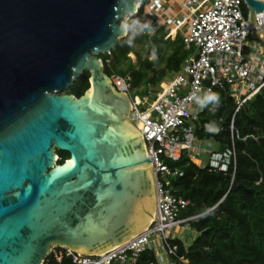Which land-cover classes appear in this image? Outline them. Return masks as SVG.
<instances>
[{
	"label": "water",
	"instance_id": "95a60500",
	"mask_svg": "<svg viewBox=\"0 0 264 264\" xmlns=\"http://www.w3.org/2000/svg\"><path fill=\"white\" fill-rule=\"evenodd\" d=\"M138 1L0 0V264L101 255L156 221L144 135L100 57ZM245 1L253 25L264 0ZM86 70L89 89L67 93Z\"/></svg>",
	"mask_w": 264,
	"mask_h": 264
},
{
	"label": "built area",
	"instance_id": "2783aa9c",
	"mask_svg": "<svg viewBox=\"0 0 264 264\" xmlns=\"http://www.w3.org/2000/svg\"><path fill=\"white\" fill-rule=\"evenodd\" d=\"M142 3L136 2L135 10L122 19L126 30L121 37L154 34L167 26V37L180 33L187 47L193 45L197 52L170 80L160 83V90L151 87L143 97L130 96V76H110L114 88L130 97V117L145 138L153 168L156 221L101 255L85 254L91 256L87 257L68 246L54 245L43 264H190L179 254L171 228H184L200 215L181 216L189 202L173 194L170 183L182 173L167 161L179 160L184 152L196 159L199 138L195 120L200 112L215 110L219 102L204 103V94H214L219 88L232 95L236 113L264 87V11L256 13V23L251 25L245 0H146L144 12L139 13ZM143 104H148L146 109L141 108ZM202 128L211 133L219 130L209 122ZM236 157L233 141L222 151L211 149L201 166L226 172L236 165ZM145 252L152 253L154 259H141Z\"/></svg>",
	"mask_w": 264,
	"mask_h": 264
},
{
	"label": "trees",
	"instance_id": "16d2710c",
	"mask_svg": "<svg viewBox=\"0 0 264 264\" xmlns=\"http://www.w3.org/2000/svg\"><path fill=\"white\" fill-rule=\"evenodd\" d=\"M145 2L139 13L144 12ZM168 32L163 26L150 37L137 34L132 39H117L115 48L100 56L103 71L159 87L181 70L189 51L182 35L167 37ZM89 78V71H84L66 92L80 97L90 87ZM214 94L219 102L215 110L199 113L196 133L199 139L213 138L219 151L234 141L236 165L226 172L209 170L201 166V159H192L187 152L177 161H167L182 173L170 183L172 193L189 202L181 216L200 215L189 222L196 232L193 241L177 238L175 242L179 254L190 264H264V87L236 113L232 95L219 88ZM204 122L218 126V133L205 131ZM57 154L59 163L70 157L66 151L57 150ZM141 259L153 260L154 256L145 252Z\"/></svg>",
	"mask_w": 264,
	"mask_h": 264
},
{
	"label": "rangeland",
	"instance_id": "374dc122",
	"mask_svg": "<svg viewBox=\"0 0 264 264\" xmlns=\"http://www.w3.org/2000/svg\"><path fill=\"white\" fill-rule=\"evenodd\" d=\"M170 1H174V0H170ZM141 34H144L145 36H149V37L152 36L151 34H147V33H141ZM178 34H180V33H178ZM185 45H186V43H185ZM186 47H187V45H186ZM188 50H189L188 51V56L185 59L184 63L186 62V60L189 58V56L191 54L192 55L194 54L195 56H197V52H196L195 46L191 45L188 48ZM130 55H131V57L133 59H135L134 53L131 52ZM152 57H153V55L151 56V58ZM172 76L173 75H169L167 77V79L170 80L172 78ZM132 83L133 84H132V87L130 89V96L131 97H134L135 95H138L140 97L146 96L148 94V89L151 88V87H154V86L148 87V85L142 80L137 83L136 79H134L132 81ZM157 89L160 90L161 87L160 88L157 87ZM206 96H207L206 94H204L202 96V101L203 102H204ZM211 102L212 101H207V102H204V103L211 104ZM147 106H148V104H143L141 106V108L142 109H146ZM155 116H157V113H155ZM134 123L136 124L137 121H134ZM196 144L199 146V152L197 153V155L195 153L194 157L201 159L202 163L205 162V160L207 159V156H208L207 155V151L208 150H210V149H218L219 148L218 144L215 142V140L213 138L198 139ZM171 231H172V233H173V235L175 237L185 241L186 243H191L193 241L195 235H196L195 230H193L192 228H189V225H185L184 228H182V227H173V228H171Z\"/></svg>",
	"mask_w": 264,
	"mask_h": 264
},
{
	"label": "clouds",
	"instance_id": "9594fccd",
	"mask_svg": "<svg viewBox=\"0 0 264 264\" xmlns=\"http://www.w3.org/2000/svg\"><path fill=\"white\" fill-rule=\"evenodd\" d=\"M216 100H218V97L215 94H208L205 97L204 102H207V101H216Z\"/></svg>",
	"mask_w": 264,
	"mask_h": 264
},
{
	"label": "crops",
	"instance_id": "0c3cea01",
	"mask_svg": "<svg viewBox=\"0 0 264 264\" xmlns=\"http://www.w3.org/2000/svg\"><path fill=\"white\" fill-rule=\"evenodd\" d=\"M210 150H211V149H210ZM210 150H208L207 153H208Z\"/></svg>",
	"mask_w": 264,
	"mask_h": 264
}]
</instances>
